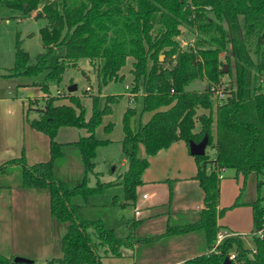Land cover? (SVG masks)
<instances>
[{
  "label": "trees",
  "instance_id": "trees-1",
  "mask_svg": "<svg viewBox=\"0 0 264 264\" xmlns=\"http://www.w3.org/2000/svg\"><path fill=\"white\" fill-rule=\"evenodd\" d=\"M0 4L24 15L37 12L36 18L47 21L40 29L43 52L32 57L18 36L14 66L3 75L10 79L44 75L43 81H34L31 86L48 95L42 97L43 105L39 98L29 100L27 120L35 130L49 136L50 160L29 165L23 153L0 166L2 174L21 166L18 188L47 190L51 217L67 225L60 242L61 256L45 263L33 260L31 264H103L104 257H122L124 249L135 245L199 233L205 238L206 253L182 264H225L231 254H235L232 264H264L261 195L251 203L253 247H248L243 238H229L215 248L217 233L222 229L218 220L227 210L219 209L220 174L233 170L237 177L242 176L241 193L251 174L258 178L264 175V90L259 84L264 56L255 64L251 52L254 47L264 46V0H0ZM183 28L198 31L204 37L183 49L178 40L184 35ZM223 52H227L225 61L221 59ZM129 58L133 59L131 91L136 94L135 100L142 99V114L150 113L151 117L133 128L137 109L126 110L121 144L128 168L118 181L98 180L96 186L90 187L87 175L95 173L97 150L110 144L108 139H98L96 132L122 98H102V90L124 79L120 72ZM83 59L89 60L98 83L96 94L85 92L91 97L89 116L82 97L69 92L62 96L50 93V83L62 85L65 73L78 68ZM226 65L228 71L223 73ZM226 75L233 76L227 85L223 82ZM197 80L206 81V88L188 91L187 87ZM214 86L222 87L226 94L221 104L215 100ZM62 100L68 103L59 104ZM31 112L37 116L30 119ZM62 128L85 130L87 135L63 144L57 141ZM113 128L114 124L108 123L104 131L109 133ZM205 136L215 155L194 157L197 173L193 179L204 194V207L195 220L169 223L165 233L148 237L135 234L145 221L135 219L128 224L129 235L120 238L106 220L86 216L89 199L117 185L124 190L121 206H135L137 189L144 185L143 175L150 166L149 158L180 141L189 148L191 141L199 143ZM66 145L76 147L80 153L85 173L80 181L58 176L66 159ZM141 148L146 158L139 157ZM95 174L99 179V173ZM165 182L170 186V205L173 180ZM262 185L259 179V193ZM78 196L85 205L73 204ZM118 204L114 197L113 205ZM237 205L238 201L234 206ZM14 259L0 253V264H26Z\"/></svg>",
  "mask_w": 264,
  "mask_h": 264
},
{
  "label": "rangeland",
  "instance_id": "rangeland-1",
  "mask_svg": "<svg viewBox=\"0 0 264 264\" xmlns=\"http://www.w3.org/2000/svg\"><path fill=\"white\" fill-rule=\"evenodd\" d=\"M20 19V20H19ZM241 24L244 25V18H240ZM47 25V21L42 18H36L34 14L24 15L21 12H13L6 6L0 4V87L2 91L8 85H14L18 88L20 83L31 84L34 81H43L44 75L35 79L20 78L10 79L4 78L7 70L12 68L15 63V48L16 40L19 36L22 41L23 48L27 50L32 57L43 52L40 29ZM184 35L178 40L183 49H188L196 45V42L204 36H201L198 31H193L183 28ZM252 57L255 64H258L260 58L264 56V46L261 48H253L251 50ZM227 52H223L221 59L225 61ZM164 60V56H161ZM133 59L129 58L127 65L121 70L120 74L124 76L122 81H115L104 87L102 94L121 95L119 102L113 106V113L104 118L103 125L97 130L96 137L98 139H108L110 144L100 147L97 150L94 162L96 164L95 173H99V179L95 173H88L87 184L90 187L96 186L98 180L102 182L118 181L128 168V162L122 151L121 141L124 138L123 132V116L129 107L137 109V114L133 119L132 127L138 128L140 124L146 123L150 113L142 114V99L136 102H130L129 92L127 86L132 89L133 75L131 73ZM170 66V63L167 64ZM233 62L231 67L233 68ZM225 68L228 71V66ZM234 71V69H233ZM86 73V75L84 74ZM257 73V72H256ZM234 75V74H233ZM233 80L232 75H226L223 82L227 85ZM97 77L93 72L89 60L83 59L79 62L78 68H71L65 73L64 83L58 86L56 83H50V93L53 96L57 95L58 90L63 93L68 91L71 85H76L77 90L75 95L82 97L83 103L88 109V114L91 113V97L89 94L97 93ZM259 84L264 90V71ZM90 88V90H89ZM206 88V81L197 80L191 83L188 91H202ZM40 90H37L39 92ZM48 97L45 94L44 98ZM104 98V97H103ZM41 100L42 97H39ZM68 103L67 100H62L59 104ZM41 105L43 102L41 100ZM37 113L31 112L29 118H35ZM108 123H113L114 128L111 132L104 131V126ZM71 131H78L68 128ZM65 131V130H63ZM65 132H61L60 140H71L66 137ZM71 147V146H70ZM207 154L214 156L215 151L208 146ZM67 153L66 159L63 161L58 176L72 182L80 181L84 177V166L81 161V156L76 147L65 148ZM140 158H146L147 155L142 148L139 151ZM150 159V166L144 173V180H151L152 178L160 177L162 174H167L168 179L174 180L173 177L175 166L181 167L182 176H187L189 171L191 174L197 173V165L194 156L189 153L185 142L177 144L170 152H163L157 158ZM194 170V171H193ZM233 170H228L225 174V179H233ZM232 177V178H231ZM187 178V177H186ZM263 182L260 193L258 191V180ZM222 181V180H221ZM235 181V180H234ZM243 177L240 176L239 185L234 182L232 188L240 192V188L244 186ZM21 182V166L10 168L6 174L0 173V253L6 256L23 257L41 263L44 256L55 258L61 256L60 242L66 232L67 225L60 223L49 214V192L47 190H30L24 191L18 188ZM175 182V181H174ZM237 185V187H236ZM178 194L184 193L185 199H203L204 194L196 180L190 179L183 181L179 186ZM165 191L168 192L167 186H154L145 183L137 189V205L122 207L124 203V190L120 185L108 189L104 194L92 196L89 199V205L85 208V214L88 218L97 219L102 218L106 220L115 230L118 237L128 236L130 230L128 228L129 222L135 220V207L139 206L143 212L145 206L151 205L153 202H159L160 199H169V196H164ZM156 194L155 201H151L142 205V197L144 193ZM246 200H255L259 195L264 197V175L258 178L254 173L246 182L244 191ZM231 193L228 194V197ZM233 196V195H232ZM117 197L119 204L113 205V199ZM176 199V198H175ZM195 201V202H196ZM73 204L85 205V200L81 197H75ZM142 207V208H141ZM160 209L159 205L157 206ZM156 208V207H155ZM164 209V208H162ZM234 210V208H227L226 212ZM199 213V211H195ZM149 214L144 211L143 216L147 217ZM225 215H223L224 217ZM222 217V218H223ZM191 220L195 217L191 216ZM183 221V220H182ZM177 223L176 220L173 222ZM146 235V234H144ZM197 237L196 242L191 240L192 252L200 254L206 249V241L203 234H191V239ZM246 244L248 247H253L252 236L247 235ZM48 246V249L46 247ZM142 247H152L153 244L141 245ZM27 256H32L29 258ZM34 258V259H33Z\"/></svg>",
  "mask_w": 264,
  "mask_h": 264
},
{
  "label": "crops",
  "instance_id": "crops-1",
  "mask_svg": "<svg viewBox=\"0 0 264 264\" xmlns=\"http://www.w3.org/2000/svg\"><path fill=\"white\" fill-rule=\"evenodd\" d=\"M33 14L34 16H36L37 12ZM31 85L32 83H20L18 85V88H15L14 85L10 84L7 86V88H4L3 91L0 87V166L11 159L21 157L23 153L25 154L29 165L48 162L51 158L49 136L35 130L27 120V109L29 100L45 96V93L41 90V88L34 87ZM37 90L40 91L37 92ZM103 97L106 96L102 94V98ZM129 100L130 102L138 101L135 99L133 101H131V99ZM89 115L90 114H88V116ZM150 117L151 114L148 120L150 119ZM75 130L78 131H71L68 128H62L58 133L57 141L63 144H68L76 142L82 136L87 135L85 130ZM61 132H65V136L69 137L68 139L71 140H60L59 138ZM180 142L175 143L168 150H163L159 152L156 156L151 157V160L157 158L163 152H170V150H172ZM71 147L73 148L74 146ZM71 147L66 145L64 147V151L65 148ZM125 161L127 162V160ZM227 171L228 170L223 172V178L220 183L219 209H227L232 207L234 208V210L230 211V213L226 212L224 214L225 216L218 220V224L224 229H228L232 232L242 235L244 237L243 239H245L246 241L247 235H250L253 230V211L251 203L257 199L246 200L244 197L245 194L243 192L241 193V188L239 189L240 192H238L237 188H235L236 192L235 190H233L232 194V188L233 186H235L233 184L234 182H236L237 185H239L240 176L237 177L236 173L233 171V178L235 181L233 179L226 180L225 174L227 173ZM193 173L191 174V171H189V174H187V176H182L181 167L175 166L174 173L172 174L175 179L172 183L173 197L171 199L170 205L169 199H160L159 202H153L151 205L144 207V211L149 214L147 217L143 216L144 211H141L140 216L135 215V219L145 220L144 223L135 230V234L137 236H160L165 233L167 225L169 223H173L175 220L176 222H180L181 220H191V216H193V218L197 217L198 213H195V211L200 212L203 209V199H197V201L196 199H185L184 193H181L180 195L178 194V190L180 189L179 186L182 184L183 181L193 179L196 174ZM166 175L167 174L163 173L162 176L152 178L151 180H148V182H146L147 180H144L143 175V181L144 184L149 183L150 185L154 186H167L168 192L165 191L164 193V196L166 197L169 196L170 189L169 183L165 182L166 180H168ZM252 175L253 174H251L250 176ZM250 176L248 177V179L250 178ZM230 193L231 196L228 197V194ZM144 194H148L149 199H142V205L156 200L154 199L156 197V194L154 192ZM237 201L238 205L234 206ZM158 205L160 209H158ZM50 218H52L51 214ZM191 240L192 242L193 240L196 242L197 237H193V239H191V234L184 236L161 237L160 239L152 243V247H142L141 245H135L132 249H124V255L122 257H104L102 259V263L182 264L190 258L206 253V249L200 254H195L194 252H192L193 249L191 248ZM46 249H48V246L46 247ZM27 257L32 258V256ZM51 259L52 258H49L48 256H44L43 260H41L43 262L41 263H45Z\"/></svg>",
  "mask_w": 264,
  "mask_h": 264
},
{
  "label": "built area",
  "instance_id": "built-area-1",
  "mask_svg": "<svg viewBox=\"0 0 264 264\" xmlns=\"http://www.w3.org/2000/svg\"><path fill=\"white\" fill-rule=\"evenodd\" d=\"M182 46V45H181ZM127 89L130 90L129 92V97L131 99V101L134 100V97L136 96V94L132 93L131 91V88L127 86ZM90 90V88H89ZM212 91H213V94H214V97H215V100L218 102V103H222L224 99H226V94L223 90L222 87L220 86H214L212 87ZM68 92V91H67ZM65 93H63L62 91H58L57 92V95H64ZM220 178L222 179L223 178V173L220 174ZM144 200H147L149 199V195L148 194H144L143 197H142ZM141 214V210L139 208V206L135 207V215L136 216H140ZM260 236H262L261 233H259ZM229 238H244L242 235L238 234V233H235V232H232L228 229H220L217 233V239H216V244H215V248H217L219 245H221L226 239H229ZM215 248L213 249V251H215ZM229 259L232 261L235 259V254H231Z\"/></svg>",
  "mask_w": 264,
  "mask_h": 264
},
{
  "label": "water",
  "instance_id": "water-1",
  "mask_svg": "<svg viewBox=\"0 0 264 264\" xmlns=\"http://www.w3.org/2000/svg\"><path fill=\"white\" fill-rule=\"evenodd\" d=\"M227 69L223 70V73H226ZM77 90V86L76 85H71L68 88V92L69 93H74ZM208 143H209V139L207 136H205L203 138V140L199 143H196L194 141H191L189 143V152L192 156L196 157V156H203L206 154V149L208 147ZM14 261L16 263H26V264H31L33 263V260L31 259H27V258H23V257H15ZM225 264H232L231 260L229 258H227L225 260Z\"/></svg>",
  "mask_w": 264,
  "mask_h": 264
}]
</instances>
